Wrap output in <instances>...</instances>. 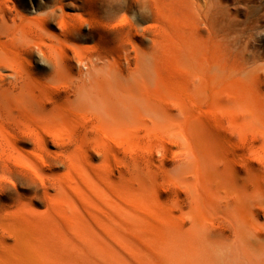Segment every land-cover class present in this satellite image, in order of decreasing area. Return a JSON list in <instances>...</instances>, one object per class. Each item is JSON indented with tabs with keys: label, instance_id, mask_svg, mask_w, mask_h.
I'll return each mask as SVG.
<instances>
[{
	"label": "bare ground",
	"instance_id": "1",
	"mask_svg": "<svg viewBox=\"0 0 264 264\" xmlns=\"http://www.w3.org/2000/svg\"><path fill=\"white\" fill-rule=\"evenodd\" d=\"M52 13L48 7L30 11L21 0H0V129L11 123L22 126L36 153L48 146L56 149L55 159L66 170L48 183L56 195L69 198L70 192L103 182L118 183L132 197L137 111L156 117L186 152L182 172L166 176L174 196L169 209L159 208L157 184L139 186L140 194H151L146 201L153 212L148 252L133 249L126 237L114 243L97 238L114 253H100L89 262L264 264V65L248 75L232 67L214 80L210 87L222 109L220 118H212L195 111L193 91L149 77L152 63L144 50L138 51L137 68L132 69L128 61H112L98 51L56 46L49 31ZM65 24L61 21L62 28ZM42 66L65 83L52 86L37 71ZM89 139L93 147L79 163L74 152ZM91 150L99 154V170L91 168ZM33 153L29 162L38 173L46 161ZM8 159L1 150L0 161ZM97 201L86 195L87 205ZM122 203L116 198L112 206ZM87 231L94 235L91 228ZM40 261L51 264V258ZM74 261L81 263L78 257ZM0 264H23V259L2 251Z\"/></svg>",
	"mask_w": 264,
	"mask_h": 264
},
{
	"label": "rangeland",
	"instance_id": "2",
	"mask_svg": "<svg viewBox=\"0 0 264 264\" xmlns=\"http://www.w3.org/2000/svg\"><path fill=\"white\" fill-rule=\"evenodd\" d=\"M21 1L30 11L53 10L49 21L54 26L49 31L58 47L98 51L109 60L128 61L132 69L137 68L138 51L144 50L146 61L152 63L148 76H159L168 86L178 84L193 91L200 105L195 111L204 110L212 118H220L218 111L222 109L210 87L214 80L224 78L232 67L248 75L256 65H264V0ZM61 21L66 23L63 28ZM263 68L260 66V72ZM37 71L52 86L66 81L51 74L49 66ZM76 122L77 118L70 125ZM134 130L132 197H127L118 183L98 182L70 192L68 198L57 196L48 184L66 172L56 160V149L48 146L36 153L22 126L11 123L0 129V151L9 158L0 161V242H4L0 252L21 256L23 264H42L41 259L50 258L51 264H73L77 257L80 264H91V257L114 253L97 238L114 243L121 237L133 241L136 251L148 252V222L153 221V212L146 201L151 194H140L139 186L157 184L159 208L169 209L174 196L167 175L182 172L186 152L156 117L143 111L136 113ZM93 144L90 139L81 143L74 152L76 161L83 163V152ZM32 152L46 161L38 173L29 162ZM93 153L91 168L99 170L101 159ZM86 195L98 200L97 204L87 205ZM116 198L123 199L119 207L112 206ZM59 217L62 222H57ZM89 228L94 235L88 233Z\"/></svg>",
	"mask_w": 264,
	"mask_h": 264
}]
</instances>
